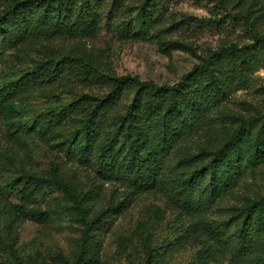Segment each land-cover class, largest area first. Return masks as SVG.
<instances>
[{
	"label": "rangeland",
	"instance_id": "rangeland-1",
	"mask_svg": "<svg viewBox=\"0 0 264 264\" xmlns=\"http://www.w3.org/2000/svg\"><path fill=\"white\" fill-rule=\"evenodd\" d=\"M12 1L0 0V11ZM110 4L92 36L46 38L32 28L23 37L0 29V264L73 263L86 221L92 222L89 241L98 245L94 264H228L238 250L236 237L219 242L208 229L229 223L228 234L235 235L240 210L264 196V159L256 161L251 146L264 119V52L252 54L243 74L232 72L239 63L227 65V56L220 62L236 80L226 97L210 100L204 127L185 140L189 156L179 151L167 158L185 177L204 163L193 157L198 150L220 145L244 126L243 179L217 198L188 189L183 199L197 208L177 201L171 185L142 188L98 172L103 145L124 129L135 84L108 104L99 100L117 76L170 83L223 46L251 44L246 21L264 30V0H232L229 10L209 0ZM60 112L67 114L62 121ZM88 120L101 136L85 157L75 133ZM116 143L113 160L128 170L129 155L119 137ZM44 175L74 187L84 219L72 196Z\"/></svg>",
	"mask_w": 264,
	"mask_h": 264
},
{
	"label": "trees",
	"instance_id": "trees-1",
	"mask_svg": "<svg viewBox=\"0 0 264 264\" xmlns=\"http://www.w3.org/2000/svg\"><path fill=\"white\" fill-rule=\"evenodd\" d=\"M116 1L111 0L109 9L115 8ZM209 1L225 10H229L232 2ZM105 10H108V0H14L0 11V29L10 35L23 37L32 28L36 29L33 33L46 38L92 36L103 22ZM140 17L144 24L147 13L142 10ZM247 20L253 38L251 44L238 46L231 43L223 46L170 83L159 84L154 79H140L138 75L133 74L115 77L113 90L101 98L100 103L112 102L117 93L127 85L135 84V91L124 113L123 131L112 135L103 145L102 154L98 157V172L105 178L126 181L129 185L138 186L139 183L142 188L153 186L155 183L160 187L171 185L173 192L178 195L176 200L183 201L186 206L193 208L199 205L183 199V194L188 189L205 190L211 197L217 198L243 179V154L240 147L244 130L242 124L233 129L220 145L198 150L193 157L198 158V161L204 160V163L192 171H186L185 177L173 167H168L167 160L173 152L182 151V157L189 156V149L184 147L185 140L193 135L194 131L204 127L201 122L210 100L221 93L226 97L227 87L236 80V75L231 77L230 71H223L220 62L227 56L224 61L227 65L231 62L239 63L236 65L239 70L234 69L232 72L243 74L245 64L250 62L252 54L257 50L264 52V30L261 33L256 31L249 19ZM58 62L61 63V59ZM223 74H227V77L223 78ZM66 116L65 112H60L57 117L62 121ZM95 124L96 121H85L75 133L78 138L76 148L81 151L82 156L91 155L94 142L101 136V129ZM263 128L264 119L263 124L256 130L251 145L256 161L264 159ZM118 137V146L125 149L129 155L128 170L122 169L114 162L110 151L117 144ZM72 145H75V142H72ZM43 179L57 182L70 194L78 204L84 219L85 209L79 205L74 187H69L50 175H44ZM239 213L235 235L228 234L229 223L215 227L211 225L208 232L212 237H218L219 242H222L221 238L231 242V239L236 237L238 250L228 264H264V196L248 204ZM91 224V221L85 222L79 252L71 264H94L97 261L98 245L88 238ZM196 230L195 227L192 233ZM145 264H149V261Z\"/></svg>",
	"mask_w": 264,
	"mask_h": 264
}]
</instances>
